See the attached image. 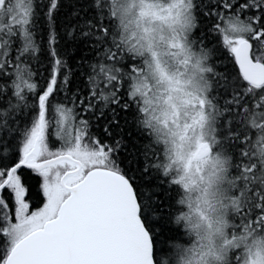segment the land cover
<instances>
[{"label": "snow or ice", "instance_id": "obj_1", "mask_svg": "<svg viewBox=\"0 0 264 264\" xmlns=\"http://www.w3.org/2000/svg\"><path fill=\"white\" fill-rule=\"evenodd\" d=\"M0 264H264V0H0Z\"/></svg>", "mask_w": 264, "mask_h": 264}]
</instances>
